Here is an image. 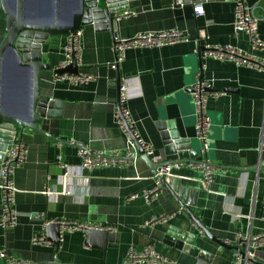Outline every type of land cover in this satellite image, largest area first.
<instances>
[{"label":"crops","instance_id":"crops-1","mask_svg":"<svg viewBox=\"0 0 264 264\" xmlns=\"http://www.w3.org/2000/svg\"><path fill=\"white\" fill-rule=\"evenodd\" d=\"M182 1L180 6L174 0H126L128 7L116 14L113 32L96 29L92 23L81 26L82 51L77 67L96 76V80L79 86L54 84L53 71L42 72L41 94L56 103L51 117L43 120L44 131L52 137L31 131L17 133L28 155L14 173L17 225L5 229L0 224V248L10 260L8 264H122L129 249L140 251L148 245L177 264H232L238 250L229 246L239 247L236 235H255L264 229V167H260L264 160V72L211 57L202 58L199 64L198 44L229 45L250 52L249 38L233 30L235 0ZM245 2L256 6L262 18L258 33L264 40V0ZM76 3L58 0L55 14L54 0H29L35 12L26 17L33 22L55 18L65 23ZM195 5H202L201 16L195 15ZM5 27L0 4V41ZM169 29L182 31L189 41L130 48L116 69L110 67L115 59V35L128 37ZM64 40L65 36L49 37L42 45L43 59L52 70L64 60ZM256 53L264 58V48ZM9 63V56H5L2 104L10 112L24 115L28 109V72L19 68L25 79L19 89L11 83ZM201 72L203 81L223 92L206 104L210 127L204 152L195 133L191 96ZM120 82L129 86L126 105L138 134L159 159L163 154L162 134L175 131L181 139L193 141L192 147L199 148L197 160L214 168V179L208 186L200 181L203 164L191 167L190 162L177 163L172 176L180 178L181 185L197 190L196 204L190 210L227 247L218 246L198 232L161 184L153 202L147 203L141 196L156 183L149 166L136 159L139 152L135 159L125 155V136L113 118ZM160 121L168 124L160 129ZM71 143L83 144L92 153L117 152L116 158L124 159V163L85 169L78 148ZM160 215L172 217L164 223H147ZM63 218L113 226L114 231L109 233L118 237L104 251L97 240L86 244V236L80 231L63 232L56 249L44 226ZM170 224L195 233V245L211 256L204 253L202 260L168 244L164 236ZM42 232L46 243L32 244V237ZM2 261L0 258V264ZM257 261L264 264V251Z\"/></svg>","mask_w":264,"mask_h":264},{"label":"built area","instance_id":"built-area-1","mask_svg":"<svg viewBox=\"0 0 264 264\" xmlns=\"http://www.w3.org/2000/svg\"><path fill=\"white\" fill-rule=\"evenodd\" d=\"M175 5H183L182 0H174ZM195 15L201 16L204 13L202 5L193 6ZM262 18L256 13V6L249 5L245 0H235L233 30L235 33H244L248 36L250 48L252 51L248 52L235 46H220V45H204V50L201 52L202 58H215L223 62H231L236 65H243L253 67L264 72V58H261L256 53L264 48V40L260 38L258 33V24ZM189 36L177 29L159 30V31H144L136 33L128 37H119L117 35L113 38V50L115 59L110 64V67L116 69L123 61L126 50L130 48H149L170 45L178 42L189 41ZM82 30H78L65 36L62 52L64 60L57 68H64L69 65L72 60L76 64H80V56L82 51ZM200 46L199 44L197 45ZM55 68V69H57ZM52 83H64L69 86H79L88 82L96 80V76L79 71L77 73H52ZM129 86L125 82H120L118 87V100L114 108L113 118L120 130L123 132L126 140L125 152L127 157L135 159L138 150L141 149L143 153L152 160H158L159 157L155 155L153 147L140 137L136 130V122L132 118L127 108V95ZM223 95V92L215 90L212 84L208 81H196L191 88V96L194 104L195 116V133L199 141L203 145L202 152L207 150L206 140L210 127V121L207 116V101L211 98H218ZM78 154L81 158V166L85 169L91 170L96 167H104L109 165L123 164L124 159H119L117 152L105 155L102 152L92 153L87 146L77 144ZM28 148L18 134H15L12 143L8 149L3 153L0 163V203H1V217L0 224L5 229L14 228L18 221V212L15 209L16 201V187L14 185L15 170L23 165L27 159ZM191 167H196L195 163L189 164ZM179 164H172L156 170L154 174L155 187L150 190L143 191L141 196L147 202H153L158 196L159 177L172 176V170L178 167ZM199 167V166H198ZM201 183L205 186L213 182L215 170L210 165H202ZM47 192V189H46ZM136 196V195H135ZM262 218L264 220V195L262 198ZM172 215H160L152 217L147 221L148 224L167 222ZM61 226V236L63 232L80 231L85 233L88 229L114 231L113 226L103 224H90L79 220H72L63 218L56 221ZM50 223V222H48ZM47 224V223H46ZM238 246H244V250L238 247L239 250L235 252L232 264H258L257 259L260 253L264 251V229L255 235H236ZM32 244H45L46 239L42 233L35 235L31 239ZM0 258L9 262L6 253L0 248ZM10 264H14L12 261ZM122 264H177L175 260L168 259L155 251L152 245H148L140 251L129 249L126 252L125 259Z\"/></svg>","mask_w":264,"mask_h":264},{"label":"water","instance_id":"water-1","mask_svg":"<svg viewBox=\"0 0 264 264\" xmlns=\"http://www.w3.org/2000/svg\"><path fill=\"white\" fill-rule=\"evenodd\" d=\"M57 2L58 0H54L55 14L57 10ZM0 4L5 14L6 23L3 38L0 41L1 163L3 153L10 147L15 134L23 133L24 131H31L50 136L43 129V120H48L51 117V108L54 106L56 107V103L48 96L41 94L40 82L42 72L54 71L56 73L68 72L74 74L78 72L75 60H72L69 65L64 68L52 70L51 65L43 59L42 45L46 43L49 37L67 36L78 30L81 26L90 23L94 24L96 29L113 32L116 14L120 11L126 10L128 6L126 0H77L76 9L71 13L69 21L59 23L55 18L53 21L43 22H33L27 19L26 14L30 7L29 0H0ZM203 50V46H199L196 50L199 64L201 63V52ZM5 56H9V61L16 65V67L28 72V109L24 115L10 112L2 104V79ZM202 79L203 73L201 72L199 80L201 81ZM166 124L168 123H164L163 121L157 123L160 129L166 126ZM162 140V159L154 161L152 158L145 155L141 149L138 150L139 156L136 159L145 162L149 166L153 175L156 170L177 163L190 162L209 165L197 160V157L200 155L199 148L192 147L193 141L190 139H181L178 132L174 131L170 134H162ZM71 145L78 147L73 143H71ZM187 150L189 151L187 152ZM260 167H264V160L260 163ZM158 181L163 188L167 189L177 207L188 216L198 232L218 246L227 247L226 243L216 238L190 210V207L195 206L196 204L197 190L181 185V179L176 176L159 177ZM44 230L48 239L52 241L55 244L56 249H58L61 240L60 224L57 222L47 223L44 226ZM50 233L53 234L49 236ZM84 234L86 236V244L93 243L97 240L98 247L104 251L105 247L107 245H112L111 242L118 237V234H111L107 230L88 229ZM164 237L169 240V243L167 242L168 244L173 245L175 248L184 252H190L202 260L205 259L203 256L204 253L211 256V254L195 245V242H197V235L188 232L187 229L170 224L166 228ZM229 248L239 250V248L234 246H229ZM1 264H8V262L3 260Z\"/></svg>","mask_w":264,"mask_h":264},{"label":"rangeland","instance_id":"rangeland-1","mask_svg":"<svg viewBox=\"0 0 264 264\" xmlns=\"http://www.w3.org/2000/svg\"><path fill=\"white\" fill-rule=\"evenodd\" d=\"M34 12H35V9L29 7L28 13L33 14ZM9 68L11 71V83H12V85L13 86L18 85L19 89H21L25 83L23 71H21L19 68H16V66L11 61L9 63ZM12 96L16 97V95L14 93H12Z\"/></svg>","mask_w":264,"mask_h":264}]
</instances>
